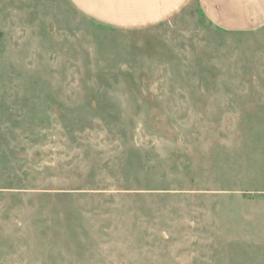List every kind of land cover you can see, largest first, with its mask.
Wrapping results in <instances>:
<instances>
[{
    "label": "rangeland",
    "instance_id": "1",
    "mask_svg": "<svg viewBox=\"0 0 264 264\" xmlns=\"http://www.w3.org/2000/svg\"><path fill=\"white\" fill-rule=\"evenodd\" d=\"M0 264H264V30L0 0Z\"/></svg>",
    "mask_w": 264,
    "mask_h": 264
},
{
    "label": "crops",
    "instance_id": "2",
    "mask_svg": "<svg viewBox=\"0 0 264 264\" xmlns=\"http://www.w3.org/2000/svg\"><path fill=\"white\" fill-rule=\"evenodd\" d=\"M91 19L115 27H137L159 21L189 0H69ZM204 19L231 34L264 30V0H195Z\"/></svg>",
    "mask_w": 264,
    "mask_h": 264
}]
</instances>
